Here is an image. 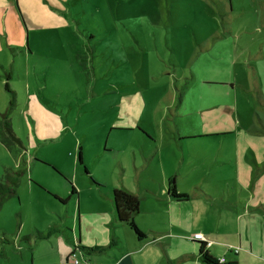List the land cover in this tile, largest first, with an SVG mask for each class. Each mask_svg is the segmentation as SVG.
I'll return each instance as SVG.
<instances>
[{"label":"rangeland","instance_id":"obj_1","mask_svg":"<svg viewBox=\"0 0 264 264\" xmlns=\"http://www.w3.org/2000/svg\"><path fill=\"white\" fill-rule=\"evenodd\" d=\"M52 1L57 27L32 28L29 14L44 20L37 0H0V112L9 73L17 97L12 128L25 146L8 149L0 139V178L24 169L16 192L0 202V242L5 233L70 223L77 209H112L111 185L120 180L137 186L147 178L159 194L162 169L176 173L177 184L193 177L186 188L200 183L195 193L243 188L245 203L259 167L264 192V152L254 162L250 150L264 146V135L250 130L264 126V0ZM198 131H231L221 139L228 161L185 173L207 158L192 144ZM78 146L83 164L76 167ZM135 146L150 161L140 176L117 164ZM136 195L146 229L169 220L164 198ZM192 205L193 228L202 229L209 209L198 199ZM147 255L141 264H179L161 244Z\"/></svg>","mask_w":264,"mask_h":264},{"label":"crops","instance_id":"obj_2","mask_svg":"<svg viewBox=\"0 0 264 264\" xmlns=\"http://www.w3.org/2000/svg\"><path fill=\"white\" fill-rule=\"evenodd\" d=\"M17 2L19 4V0ZM52 2V0H37V5L44 20L40 21V17H35L36 14L35 16L29 14L32 28L57 27L56 19H53L56 18L57 8L54 7ZM45 3H48L53 11H49ZM47 15L51 20L48 19ZM259 91L261 92V86H259ZM261 100L264 110V100L263 98ZM248 130L246 129V131ZM250 130L258 135H264V126L258 131L255 129ZM195 135L198 137L193 138L192 144L196 147L200 145L203 152L207 151V158L185 165V173H189L197 166H204L205 169L208 166L212 170L216 166L227 163L228 157L225 155L227 151L221 147V139L232 135L231 131L208 132V134L198 131ZM146 136L148 139L153 140L148 134ZM137 139L139 140V138ZM145 143L141 142V145ZM253 149L257 153H254ZM253 149L250 150L254 162H259L260 158L258 156L261 154L260 152H264V146ZM212 151L224 156L221 159H213ZM123 153L117 162L119 166L123 167V172L128 169L136 172V176H140V172L148 167L147 164L150 161L146 159L147 157L145 159L140 157L137 146L130 147ZM257 169L256 174L259 179L256 183L257 186H254L256 187L255 192L245 197L249 199L245 203L243 197L249 192H244L243 188L237 191L239 193L227 190L215 192L210 189H207L209 194L204 192V194L195 193L193 190H198L200 183H196L197 187L195 186V188L190 189L191 186L186 188V184H193L194 181L192 180L194 179L192 177L191 179H183L180 184L178 182V185L176 173H168L169 170L167 169H162V174H166L165 185L159 194L153 190V186L150 185L147 178L138 179L134 183L137 186H130L125 181L120 180L111 185L112 191L120 189L133 194L139 193L142 201L147 198L142 196L143 193L160 196L161 199L164 198L166 202L165 209L171 212L169 220H165L160 228L159 223L156 221L155 224L149 225L152 229H146L144 219L141 216V202L139 201V210L134 214V221L145 237L138 239L128 224L116 219L113 207L112 209L85 210L81 215H79L77 209L75 213H72L70 223L60 222L45 227L36 226L35 232L32 231L33 228L26 232L29 233L26 234L27 237H24L25 235L19 231L16 234L5 233L0 242V255H2L0 256L2 257L0 264H67L66 261H68L72 252L94 264H141L142 257L148 258L149 248L155 245L159 253V244L162 245L169 256L177 258L179 264H205L199 257V240L192 238L193 231L202 234L206 249L216 259L224 257L223 262L236 261L238 264H264V192L260 194L258 190V186H261L259 182L263 173L261 174L259 167ZM234 171L239 177L243 176V170L239 163H236ZM231 174H233V171ZM171 178L174 179L177 191L187 194V198L177 200L169 195L168 182ZM111 194L109 200H111ZM195 199H198L203 208L206 206L209 209L203 210L205 214L209 213L210 216L209 218L205 216L208 225L206 224L202 229H194L192 225L193 213L191 210H195L192 205ZM148 211L153 212L155 210ZM178 228L183 231L174 232V229ZM184 231H187L188 234L186 235ZM146 232H150L153 237L151 241L147 240ZM49 256L50 259L47 260Z\"/></svg>","mask_w":264,"mask_h":264},{"label":"trees","instance_id":"obj_3","mask_svg":"<svg viewBox=\"0 0 264 264\" xmlns=\"http://www.w3.org/2000/svg\"><path fill=\"white\" fill-rule=\"evenodd\" d=\"M9 73L7 74V80L4 83V87L9 93L8 105L3 112H0V139L2 143L10 149L13 146H17L19 149H25V146L21 139L17 136L12 128L11 113L17 105L16 92L9 85L10 79ZM77 163L83 164V156L81 147L78 146ZM84 173H87L85 168ZM24 174V169L12 170V172H6L2 178H0V202L7 196H11L16 192V188L19 185L20 178ZM70 193L77 195V190L70 184ZM168 193L171 197L177 200H183L187 198V194L179 193L175 187L174 179L171 178L168 182ZM59 201V198L54 195ZM111 203L116 216V219L122 223H126L132 229L133 233L138 239L145 237L144 233L138 228L134 221V214L139 210V199L136 194L127 192L120 189H114L111 194ZM24 237H27L25 235ZM199 257L205 264H238L236 261L219 262L218 259L213 257L206 249V243L199 241Z\"/></svg>","mask_w":264,"mask_h":264},{"label":"built area","instance_id":"obj_4","mask_svg":"<svg viewBox=\"0 0 264 264\" xmlns=\"http://www.w3.org/2000/svg\"><path fill=\"white\" fill-rule=\"evenodd\" d=\"M193 239L199 240V241H205V239L203 238L201 233H194L192 235ZM237 251V249H235ZM225 259L224 257H221L218 259L219 262H223ZM67 264H94L92 262H90L88 259H83L78 257L75 252H72L69 255L68 261H66Z\"/></svg>","mask_w":264,"mask_h":264}]
</instances>
